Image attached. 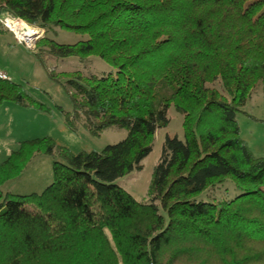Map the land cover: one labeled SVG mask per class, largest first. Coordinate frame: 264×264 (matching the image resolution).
Here are the masks:
<instances>
[{
    "label": "trees",
    "instance_id": "1",
    "mask_svg": "<svg viewBox=\"0 0 264 264\" xmlns=\"http://www.w3.org/2000/svg\"><path fill=\"white\" fill-rule=\"evenodd\" d=\"M2 12L46 30L31 50L69 94L70 127L82 119L95 135L128 133L78 153L50 136L19 142L0 164V264H264V157L237 120L264 89V0H0ZM56 28L88 38L59 43L48 35ZM92 55L115 71L51 65ZM216 81L223 90L208 86ZM6 101L52 110L10 77L0 78ZM171 106L184 138L166 135L150 200H138L115 181L142 169ZM39 153L54 157L53 181L41 193L3 192ZM225 179L239 194L197 199Z\"/></svg>",
    "mask_w": 264,
    "mask_h": 264
},
{
    "label": "rangeland",
    "instance_id": "2",
    "mask_svg": "<svg viewBox=\"0 0 264 264\" xmlns=\"http://www.w3.org/2000/svg\"><path fill=\"white\" fill-rule=\"evenodd\" d=\"M42 31L41 38L46 35V30ZM48 35L59 43H75L80 39L88 38L86 35L83 36L60 28H56ZM36 44L32 46L33 48H28L24 44L15 43L11 34L0 33V68L6 69L11 74L12 80L23 83L38 100L48 104L52 109L49 111L39 110L19 105L13 101H6L3 105L10 103L19 109L6 111L5 106L0 105L2 107L0 108V164L8 158L13 150L17 149L20 141L34 137L50 136L59 146L67 147L74 153L82 150L100 151L109 144L123 140L128 131L119 125L107 127L99 135H95L82 122V119L77 121L76 128L67 124L66 112L73 114L71 98L65 89L58 82L52 80L39 64L36 55L31 50L35 49ZM51 65L57 72L81 70L86 74L105 75L115 71L96 55L85 60H81L77 56L54 58L51 60ZM208 86L223 90L220 81L208 84ZM243 109L246 113L240 112L237 116L241 136L255 156L264 157V89L262 85H258L254 89L252 97ZM168 116L170 122L166 127L158 129L153 150L142 160V169L136 168L115 181L138 200H150L148 189L154 166L161 156L166 135H177L184 138L183 113L171 106ZM6 122L8 125L5 130ZM53 161L52 155L45 153L35 155L21 176L12 178L2 185V191H10L15 194L41 193L53 181ZM223 183V186H217L212 189L213 191L210 190V193L203 192L197 199L214 201L239 194L232 180L225 179ZM161 211L166 216V213Z\"/></svg>",
    "mask_w": 264,
    "mask_h": 264
},
{
    "label": "built area",
    "instance_id": "3",
    "mask_svg": "<svg viewBox=\"0 0 264 264\" xmlns=\"http://www.w3.org/2000/svg\"><path fill=\"white\" fill-rule=\"evenodd\" d=\"M0 26L12 32L16 40L28 48H33L32 46L41 38L43 35L42 30H44L29 25L22 18L10 12L0 14ZM8 77L5 72L0 71V78L7 79Z\"/></svg>",
    "mask_w": 264,
    "mask_h": 264
},
{
    "label": "crops",
    "instance_id": "4",
    "mask_svg": "<svg viewBox=\"0 0 264 264\" xmlns=\"http://www.w3.org/2000/svg\"><path fill=\"white\" fill-rule=\"evenodd\" d=\"M4 33H7V34H11L12 35V37H13V39H14V42L15 43H19L17 40H16V38H15V36H14V34L12 33V32H10V31H6V32H4ZM19 44H22V43H19ZM0 71H3V72H5L10 78H11V74L6 70V69H4V68H0ZM12 79V78H11ZM3 104H5V103H3ZM1 105V106H5L4 107V109L6 108V111H8L9 109H16L15 107H17V106H15V105H11L10 103H6V105ZM0 108H2V107H0ZM19 108V107H18ZM23 108V107H22ZM16 110H19V109H16ZM7 125H8V122H6L5 123V126H4V128H5V130H6V127H7ZM34 138H36V137H34ZM30 139V138H29ZM18 143V142H17Z\"/></svg>",
    "mask_w": 264,
    "mask_h": 264
},
{
    "label": "bare ground",
    "instance_id": "5",
    "mask_svg": "<svg viewBox=\"0 0 264 264\" xmlns=\"http://www.w3.org/2000/svg\"><path fill=\"white\" fill-rule=\"evenodd\" d=\"M29 31V30H28Z\"/></svg>",
    "mask_w": 264,
    "mask_h": 264
}]
</instances>
